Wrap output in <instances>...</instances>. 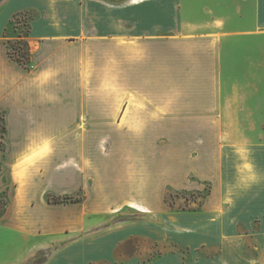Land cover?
I'll return each instance as SVG.
<instances>
[{
  "label": "crops",
  "instance_id": "1",
  "mask_svg": "<svg viewBox=\"0 0 264 264\" xmlns=\"http://www.w3.org/2000/svg\"><path fill=\"white\" fill-rule=\"evenodd\" d=\"M25 2L5 0L0 8V12L10 10L0 24V119L4 126L0 193H5L6 199L0 212V240L5 241L2 251L11 248L8 264H19L37 251L52 247L62 231L69 230L77 234L65 237L72 240L52 250L43 264H61L63 255L71 259L70 248L86 242L99 245L93 248L94 254L87 249L82 252V264L114 262L117 238L100 230L87 233L92 228L87 227L85 209L73 213L55 211L39 192L40 184L49 181L46 176L53 162L54 137H63L53 129L55 117L68 121L69 113L74 111L82 122L102 119L101 104H87L84 96L85 89L91 88L85 82L87 58L96 69L103 57L98 43L124 40L131 89L155 91L159 98L167 93L174 97L173 103L158 101L151 105V112L135 108L132 114L131 109L138 104L127 97L123 110L127 123H200V136L210 137L213 130L206 128L207 123L264 122V0ZM26 9L38 11V21L29 22L25 37L29 68L8 56L3 35L9 19ZM87 47L91 49L89 53ZM109 57L117 58L118 51L109 49ZM184 75L189 76L186 82H182ZM126 132L131 135L128 129ZM189 132L190 136L193 129ZM250 133L248 130L243 139L245 143L258 139L254 148L263 169L264 135L252 138ZM11 147L13 155L6 162ZM15 166L22 170L20 177L12 169ZM42 170L45 177L39 178L37 171ZM255 173V178L241 181L244 186L240 193L234 194L231 204H225L220 211L215 210L217 205L212 209L209 202L205 204L204 211L219 215L215 229L207 226L206 233L197 231L204 224L202 215L179 217L180 224L190 229L201 226L187 235H169L177 246L188 245L195 252L193 262L189 259L186 264H264V171ZM91 212H100L108 221L105 215L113 214L95 208ZM197 216L200 221L191 223L190 217ZM256 218L260 223L254 228ZM155 221L163 224L148 219L119 224L167 228L164 220ZM238 227L244 229L243 234L252 243L223 241L222 233L233 234ZM191 236L194 240H189ZM209 237L213 242L216 238L222 242L221 253L201 257L195 248L203 240L206 245L213 243ZM166 255L177 261L170 264H184L177 251L158 256L149 264L163 261ZM133 257L136 256H131L129 263ZM136 260L141 264L138 257Z\"/></svg>",
  "mask_w": 264,
  "mask_h": 264
},
{
  "label": "rangeland",
  "instance_id": "2",
  "mask_svg": "<svg viewBox=\"0 0 264 264\" xmlns=\"http://www.w3.org/2000/svg\"><path fill=\"white\" fill-rule=\"evenodd\" d=\"M4 1H0V8ZM9 14V9L0 12V24L5 22ZM16 15L17 21L11 23V17L3 32L6 41L10 42L9 48L13 46L14 51L18 46H23L22 39L27 36L26 30L29 29L27 24L38 21V11L26 9ZM98 46L103 52L101 66L95 69L87 58L85 82L91 88L85 89L84 96L87 104H101L102 119L82 122L78 112L74 111L69 113L68 121L55 117L53 129L63 137H54L53 162L48 166L46 176L49 181L40 184L39 192L45 197L47 193L51 196L80 197L79 202L52 203V207L64 213L85 209L88 213L87 227L92 228L87 233L100 230L118 239L113 252L114 262L98 261L89 264H138L136 257L141 264H149L170 251L179 252L184 264L189 263V259L193 262L195 256L192 253L195 252H192L190 246H177L169 235H187L201 227L190 229L180 224L179 217L202 215L204 224L197 231L205 233L207 226L215 229L219 225V215L214 211L210 214L204 211L205 204L209 202L212 209L217 205L215 210L220 211L225 204H231L234 194L240 193L244 186L241 183L243 179L255 178L256 171H264L260 166L257 149L254 148L258 139H251L253 141L247 143L243 139L248 130L252 138L264 135V122L207 123L206 128L213 130L210 137L200 136V123L171 120L127 123V115L123 113L127 97L138 104L131 109V114L136 109H150L151 112V105L158 101L173 103L174 97L167 93L159 98L155 91L131 89L132 83H127L124 40L103 41ZM109 49L118 51V57L110 58ZM90 51L87 47V53ZM96 60L99 61L98 58ZM188 79L189 76L184 75L182 82ZM126 129L130 131V136ZM191 129L193 132L189 136ZM3 131L0 119V134ZM3 148V140L0 138V168ZM12 155L13 147L9 149L5 161ZM12 169L20 177L22 170L17 166ZM37 176L44 178V171H37ZM5 203V193H0V210ZM119 207L121 210L128 208L146 213L147 216L139 215L144 219L164 220L167 228L158 229L145 223H117L110 225L114 228L108 229L109 226H105L108 220L100 216V212H91L95 208L105 209L111 214L118 211L115 209ZM190 220L191 223L199 222L200 217H190ZM259 223L260 219L256 218L253 221L254 228ZM243 233L244 229L238 227L235 233H222L221 236L227 243H252L253 240L247 239ZM76 234L69 230L62 231L58 238L64 239ZM190 239L194 240V236ZM207 239L213 242L212 237ZM4 242L0 240V264H8L11 260L12 249L2 251ZM203 242L195 248L201 257L221 253L222 242L217 238L210 245ZM98 245L86 242L71 247V259L63 255L61 264H82V252L87 249L94 254L93 248ZM41 250L46 252L54 249L49 246ZM34 255L19 264H32ZM169 255L154 264L176 263L171 261ZM131 256L136 257L129 263ZM229 258L233 259L231 255Z\"/></svg>",
  "mask_w": 264,
  "mask_h": 264
},
{
  "label": "trees",
  "instance_id": "3",
  "mask_svg": "<svg viewBox=\"0 0 264 264\" xmlns=\"http://www.w3.org/2000/svg\"><path fill=\"white\" fill-rule=\"evenodd\" d=\"M0 1H2V0H0ZM17 19H18L17 15H13V18L10 22L13 23V21L14 20L17 21ZM27 25H29V24H27ZM26 33L28 35L29 29L26 30ZM22 41H23V46L22 47L18 46L15 51H14L13 46L11 48H9L10 42H7V54L12 60L16 61L17 63H19L20 65H22L25 68H29V64H28V59H29L28 43H27V40L25 37L22 39ZM0 118H1V116H0ZM3 128H4V126H3ZM1 137H3V134H0V138ZM2 150H4V148ZM46 200L48 203L59 204V203H68V202H79L80 197L74 198L70 195H54V196H51V194L47 193ZM2 209L0 210V212L2 211ZM139 215L143 216L140 212L133 210V209L127 208L125 210H119V211H117L111 215H105L106 217L109 218V221H107V223H105V226H110L112 224H117V223H122V222H133V221L146 220V218L144 219V218L140 217ZM151 222H155V223L160 224V225L163 224L162 221L151 220ZM71 240H72V238L60 240L57 243H53L52 247L54 250L58 249L60 246L65 245L66 243L70 242ZM50 252L51 251H46V252L42 251V250L37 251L32 258V260H33L32 264H43L46 261Z\"/></svg>",
  "mask_w": 264,
  "mask_h": 264
}]
</instances>
